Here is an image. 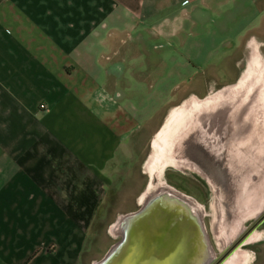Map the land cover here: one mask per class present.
I'll use <instances>...</instances> for the list:
<instances>
[{"label":"crops","instance_id":"obj_1","mask_svg":"<svg viewBox=\"0 0 264 264\" xmlns=\"http://www.w3.org/2000/svg\"><path fill=\"white\" fill-rule=\"evenodd\" d=\"M113 33L158 43L167 70L119 85ZM262 80L264 0H0V264H78L106 164L158 112L204 102L178 128L209 198L196 262L264 264Z\"/></svg>","mask_w":264,"mask_h":264},{"label":"rangeland","instance_id":"obj_2","mask_svg":"<svg viewBox=\"0 0 264 264\" xmlns=\"http://www.w3.org/2000/svg\"><path fill=\"white\" fill-rule=\"evenodd\" d=\"M207 24L208 26L212 25L211 23ZM107 42L114 50H104L101 58L102 61L118 60V66L116 67L120 69L118 77L121 86L138 79H144L145 83L152 81L161 68L160 73L167 70V66L171 61H169L168 53L164 50H158V43L148 45L149 49H141L136 46L137 41L133 40V37L128 34H109ZM156 88L157 84L150 91V97L154 95ZM190 113L192 116L196 115L192 109ZM166 117L162 111L158 112L151 120L136 128L130 134L126 143L121 145L114 157L102 170L105 181L104 195L100 207L88 228L81 247L78 264H93V261L100 259L105 254L112 243L121 239L119 234L113 235L111 233L110 225L118 215L140 207V194L145 190L149 180L146 165L153 155L151 146H149L150 138L162 126L158 127L160 122L165 120L162 118ZM186 118L185 122H191L192 117ZM257 148L261 149V147ZM160 179L175 188V190L192 196L198 201L203 213V228L204 230L208 229L209 198L202 180L180 166L164 167ZM259 225L264 226V219L259 222ZM209 244L214 250L216 249L213 239H209ZM258 250L259 262H262L261 260L264 262V247Z\"/></svg>","mask_w":264,"mask_h":264},{"label":"bare ground","instance_id":"obj_3","mask_svg":"<svg viewBox=\"0 0 264 264\" xmlns=\"http://www.w3.org/2000/svg\"><path fill=\"white\" fill-rule=\"evenodd\" d=\"M259 83L256 106L262 109L264 118V80ZM207 105L208 102H204L191 109L198 114V110ZM186 116L193 117L190 112L183 114L179 108H171L153 135V155L146 165L149 180L140 194V207L116 217L109 229L113 235L119 234L121 239L112 243L93 264H149L157 253L155 259L159 264H197L200 205L160 179L166 165L180 164L178 144L186 134L182 130L179 132L178 128L185 123ZM201 253L206 256V249Z\"/></svg>","mask_w":264,"mask_h":264},{"label":"flooded vegetation","instance_id":"obj_4","mask_svg":"<svg viewBox=\"0 0 264 264\" xmlns=\"http://www.w3.org/2000/svg\"><path fill=\"white\" fill-rule=\"evenodd\" d=\"M263 217H264V216L262 215V216H261V217H259V218H261V219H262ZM261 219H260V220H261ZM260 220H259V221H260ZM259 221H258V222H259ZM258 222H257V221H255V223H254V224H256V223H258Z\"/></svg>","mask_w":264,"mask_h":264},{"label":"trees","instance_id":"obj_5","mask_svg":"<svg viewBox=\"0 0 264 264\" xmlns=\"http://www.w3.org/2000/svg\"><path fill=\"white\" fill-rule=\"evenodd\" d=\"M261 218L257 219L256 221L258 222Z\"/></svg>","mask_w":264,"mask_h":264},{"label":"built area","instance_id":"obj_6","mask_svg":"<svg viewBox=\"0 0 264 264\" xmlns=\"http://www.w3.org/2000/svg\"><path fill=\"white\" fill-rule=\"evenodd\" d=\"M40 106H42V104H40Z\"/></svg>","mask_w":264,"mask_h":264}]
</instances>
